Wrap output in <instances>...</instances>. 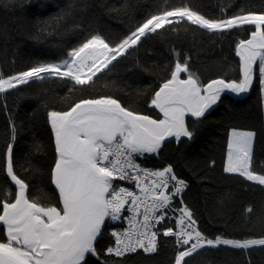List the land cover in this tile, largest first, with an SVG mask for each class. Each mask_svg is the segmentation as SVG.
I'll use <instances>...</instances> for the list:
<instances>
[{
  "label": "snow or ice",
  "instance_id": "obj_1",
  "mask_svg": "<svg viewBox=\"0 0 264 264\" xmlns=\"http://www.w3.org/2000/svg\"><path fill=\"white\" fill-rule=\"evenodd\" d=\"M0 5L13 8L16 2ZM74 7L70 3L65 16ZM73 29L79 38L59 59L0 69V111L7 117L0 146V264H125L129 254L158 253L162 240L172 244L169 264H189L194 255L221 246L264 250V235L205 233L184 200L188 180L163 159L173 142L197 138V125L225 93H247L254 82L264 93V0L258 9L224 6L215 15L189 0H159L118 35L94 24ZM181 31L227 40L238 58L235 76L202 80L191 57L172 47L167 74L143 98L107 90L117 66L147 40L167 43ZM125 67L150 70L138 59ZM50 79L67 86L69 96L61 108L44 106L49 138L31 144L29 157L43 154L27 161L28 170L38 174L29 179L18 171L23 122L18 126L7 99ZM256 136L254 130L226 129L223 172L264 188V164L254 163ZM255 212L246 206L249 218ZM260 214L264 218V207Z\"/></svg>",
  "mask_w": 264,
  "mask_h": 264
},
{
  "label": "trees",
  "instance_id": "obj_2",
  "mask_svg": "<svg viewBox=\"0 0 264 264\" xmlns=\"http://www.w3.org/2000/svg\"><path fill=\"white\" fill-rule=\"evenodd\" d=\"M16 6L0 5V69L5 72L25 69L37 61H54L79 37L74 24H94L114 35L132 27L139 16L154 10L159 0H15ZM178 2V0H176ZM204 14H219L221 7L254 5L261 0H189ZM70 3L75 4L71 16H65ZM57 17H63L57 22ZM40 33V39L33 37ZM175 47L191 57V66L202 80L235 76L234 52L227 40L218 41L199 32H180L170 35L168 42L149 39L139 53L133 54L112 73L113 81L107 90L124 98H143L166 74L171 58L170 48ZM139 60L148 71L125 67ZM98 90H105L101 83ZM69 96L67 86L53 80L36 82L14 93L7 105L15 115L22 133L17 153L18 171L33 179L27 161L43 153H28L33 141L47 143L48 130L44 124V106L61 108ZM0 103H3L0 100ZM6 114L0 111V146L4 143ZM238 127L257 133L254 145L255 165L264 164V110L259 85L253 86L243 98L225 93L223 102L207 114L203 124L197 125V138L186 144L175 142L164 150L163 159L176 165L177 171L188 180L184 200L193 209L200 228L209 234H226L229 237H259L264 235V188L223 172L226 157V129ZM215 161V165L211 161ZM37 183L39 180L37 179ZM248 205L255 207L251 218L245 213ZM172 244L161 242L158 253L129 254L125 264H169ZM189 264H264V250L257 247L249 252L228 249L203 251L189 259Z\"/></svg>",
  "mask_w": 264,
  "mask_h": 264
},
{
  "label": "water",
  "instance_id": "obj_3",
  "mask_svg": "<svg viewBox=\"0 0 264 264\" xmlns=\"http://www.w3.org/2000/svg\"><path fill=\"white\" fill-rule=\"evenodd\" d=\"M228 94L230 95V96H232V97H234V98H243L245 95H246V93H242V94H240V95H236V94H234V93H230V92H228ZM215 107V106H214ZM213 107V108H214Z\"/></svg>",
  "mask_w": 264,
  "mask_h": 264
},
{
  "label": "rangeland",
  "instance_id": "obj_4",
  "mask_svg": "<svg viewBox=\"0 0 264 264\" xmlns=\"http://www.w3.org/2000/svg\"><path fill=\"white\" fill-rule=\"evenodd\" d=\"M262 99H263V110H264V93H262Z\"/></svg>",
  "mask_w": 264,
  "mask_h": 264
},
{
  "label": "built area",
  "instance_id": "obj_5",
  "mask_svg": "<svg viewBox=\"0 0 264 264\" xmlns=\"http://www.w3.org/2000/svg\"><path fill=\"white\" fill-rule=\"evenodd\" d=\"M142 253V252H141ZM144 254V253H143ZM145 255H150V254H145Z\"/></svg>",
  "mask_w": 264,
  "mask_h": 264
}]
</instances>
